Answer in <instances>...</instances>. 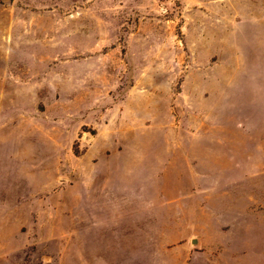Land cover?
<instances>
[{"label": "rangeland", "instance_id": "1", "mask_svg": "<svg viewBox=\"0 0 264 264\" xmlns=\"http://www.w3.org/2000/svg\"><path fill=\"white\" fill-rule=\"evenodd\" d=\"M0 264H264V0H0Z\"/></svg>", "mask_w": 264, "mask_h": 264}]
</instances>
